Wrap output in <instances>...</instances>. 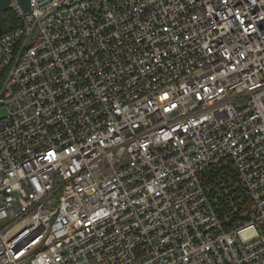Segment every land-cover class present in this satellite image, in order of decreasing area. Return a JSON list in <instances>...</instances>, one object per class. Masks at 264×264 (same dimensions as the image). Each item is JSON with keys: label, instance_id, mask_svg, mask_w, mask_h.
I'll use <instances>...</instances> for the list:
<instances>
[{"label": "built area", "instance_id": "1", "mask_svg": "<svg viewBox=\"0 0 264 264\" xmlns=\"http://www.w3.org/2000/svg\"><path fill=\"white\" fill-rule=\"evenodd\" d=\"M10 8L0 264H264V0ZM228 170L231 229L204 182Z\"/></svg>", "mask_w": 264, "mask_h": 264}, {"label": "trees", "instance_id": "2", "mask_svg": "<svg viewBox=\"0 0 264 264\" xmlns=\"http://www.w3.org/2000/svg\"><path fill=\"white\" fill-rule=\"evenodd\" d=\"M2 23L3 33H6L17 28L20 20L10 8L3 13ZM228 178H234L231 170L218 171L217 176H211L204 181L209 191L208 197L213 210L225 229L237 227L247 221L253 208L250 198L245 193L230 190L227 185Z\"/></svg>", "mask_w": 264, "mask_h": 264}, {"label": "water", "instance_id": "3", "mask_svg": "<svg viewBox=\"0 0 264 264\" xmlns=\"http://www.w3.org/2000/svg\"><path fill=\"white\" fill-rule=\"evenodd\" d=\"M12 0H0V30L2 29V15L10 9ZM23 13L30 11V0H16Z\"/></svg>", "mask_w": 264, "mask_h": 264}]
</instances>
